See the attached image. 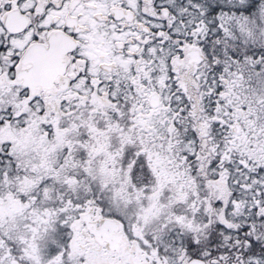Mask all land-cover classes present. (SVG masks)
Masks as SVG:
<instances>
[{"label":"snow or ice","instance_id":"obj_1","mask_svg":"<svg viewBox=\"0 0 264 264\" xmlns=\"http://www.w3.org/2000/svg\"><path fill=\"white\" fill-rule=\"evenodd\" d=\"M0 264H264V0H0Z\"/></svg>","mask_w":264,"mask_h":264}]
</instances>
